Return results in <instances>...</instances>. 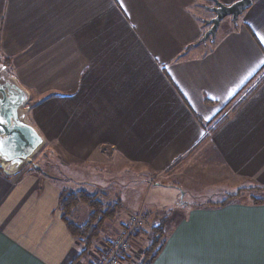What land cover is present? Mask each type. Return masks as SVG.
Wrapping results in <instances>:
<instances>
[{"label": "crops", "instance_id": "1", "mask_svg": "<svg viewBox=\"0 0 264 264\" xmlns=\"http://www.w3.org/2000/svg\"><path fill=\"white\" fill-rule=\"evenodd\" d=\"M204 5L0 0V58L9 57L36 102L29 116L46 143L49 133L59 140L47 168L88 167L90 188L120 198L123 218L147 216L146 194L156 188L176 196L188 188L178 173L201 181L203 199L264 190V45L254 35V28L264 34V0L199 42L209 16L195 6ZM252 81L260 85L230 112ZM219 113L226 120L209 134ZM171 172L175 182L147 180ZM53 175L0 172V264L89 262L60 216ZM235 198L223 206L181 202L185 209L164 226V246L150 264H264V202Z\"/></svg>", "mask_w": 264, "mask_h": 264}, {"label": "rangeland", "instance_id": "2", "mask_svg": "<svg viewBox=\"0 0 264 264\" xmlns=\"http://www.w3.org/2000/svg\"><path fill=\"white\" fill-rule=\"evenodd\" d=\"M203 2L205 3L204 6H202V7L201 6H199V7L195 6V9L197 11H199V13H201L204 16V18H207L209 16L207 19H210L211 17L214 16V13L209 9V7L214 6V1L213 0H203ZM207 5H209V6H207ZM230 21H232V18L230 16H227V17L222 19V21L220 22V25L217 29L219 34L221 33L222 29L230 23ZM207 27H209V25H207ZM210 41L211 40L209 39L205 44H202V46L203 45H209ZM263 72H261L259 75H257V77L262 75ZM259 85L260 84H257V81H252L248 85L249 87L248 86L246 87L247 90L245 89V91L240 93L239 96H241V98L233 105V109L234 108L236 109L237 106L242 102L241 101L242 98H244L247 95H249L250 93H252V91H253L252 89L258 87ZM31 103L34 104L36 102H32L30 100L29 104H31ZM233 109L232 110L227 109L226 112H229L230 110H231L230 112H232ZM210 129H211V126L208 127L209 134H211ZM40 133L44 136V134L41 131H40ZM47 140L49 142L48 143L45 142L44 147L33 158V164L34 165L30 164V165L26 166L18 174H20L26 170H28L30 173H32L33 171H48L50 169L54 174H56L53 176L56 179L57 184H59V185L61 184L60 185L61 189L66 188V189L73 191V192H76L79 189H86L89 192H93L94 190H92V188H90V183H89L90 179L88 178V174H89L88 167H86L87 171L85 173H82V171H84V167H76L75 168L74 165L68 164V166L70 167L69 168L70 170H66V172L68 174H66V173L64 174L62 171H60V169H63L64 167H62L61 163H59V162L58 163L56 162L53 165L51 164L52 166L50 165V168H47L46 159H48V157H50L49 156L50 152L51 153H53L55 151L58 152L57 150H55V148L59 147V140L57 138V133H49L47 135ZM48 147L50 150H48ZM61 157H62V153L60 152V158ZM210 160H211V163H213L214 159L210 158ZM63 164H65V163H63ZM73 168L75 170H78V172H80V173H77V172L75 173L74 171H71V170H73ZM203 170H205V168H203ZM206 170L208 171V168H206ZM178 175L180 178V182L181 183L184 182L185 184H187L189 186H188V188H184L183 190L182 189L179 190V192H177L178 193L177 196L175 194L176 191L173 188H164V187L156 188L157 190H153L149 194L148 193L146 194L147 202L152 203V204H151V208H150V213H148V215H147V224L144 228L145 234H143L136 241H134L133 246H132V250L133 251L136 250V252H137L136 258H134L132 260L133 262H131L129 264H138L139 261L142 259L143 249L146 247V245L149 243V241L151 239V236L149 234L150 226L152 224H155V223L156 224L157 223H163L164 226L169 225L168 223L169 222L171 223V221H172L171 219L178 217L179 212L183 211L185 209V207H183L181 202H189V204H191L192 202L207 203V201L214 202V200H221V199H212V198L210 199L209 197H204V199H203V196H205V195H203L204 192L200 190V185H199V183L201 182L200 180H199L200 182L189 181L187 176H183L180 173H178ZM167 176L169 177V179H167L166 176L161 177V176H154L153 175L152 177H149L150 179H147V180L149 181V183L158 182L159 184L170 183L171 180L175 182L174 172L167 174ZM47 177L51 178L50 176H47ZM146 178H148V177H146ZM62 184L64 185V187H62ZM147 185H148V183H147ZM147 185L145 183V186H144L145 190L147 188ZM182 191H183V193H182ZM95 192H97L96 189H95ZM97 193H102V192H97ZM257 193H259V194H254V195L253 194L249 195L247 193L241 194L237 197L235 196L236 198L235 197H233V198H235L237 200H241V201H249L250 200L251 202H255L254 201L255 199L260 198V199H262V202H264V190L257 191ZM101 197H102L101 198L102 201H104V202L111 200V198L107 197V196H101ZM112 199H115V198H112ZM118 199H120V198H118ZM154 200H155V203H154ZM209 203H211V202H209ZM77 206H78L77 210L75 211V214H73L74 216L71 218V220H76L78 223H85L86 219L89 215V209L90 208H89L86 201H79ZM122 216L123 215H116L114 220L106 221L105 222V229H103L100 236H107L109 233L111 234L112 230H114L115 228L118 227L119 222L123 218ZM165 238H166V236H165ZM100 240H105V239L98 238V239L94 240L93 247ZM93 247L90 250H92ZM85 256L89 259V262H87V263H90L93 258H91V256L89 255V252Z\"/></svg>", "mask_w": 264, "mask_h": 264}, {"label": "water", "instance_id": "3", "mask_svg": "<svg viewBox=\"0 0 264 264\" xmlns=\"http://www.w3.org/2000/svg\"><path fill=\"white\" fill-rule=\"evenodd\" d=\"M209 9L214 13L205 23L209 25L199 42L216 35L221 20L227 16L233 22L249 8L253 0H235L230 4L213 0ZM30 92L17 76L0 61V172L5 176L17 175L44 147L46 139L29 117Z\"/></svg>", "mask_w": 264, "mask_h": 264}, {"label": "trees", "instance_id": "4", "mask_svg": "<svg viewBox=\"0 0 264 264\" xmlns=\"http://www.w3.org/2000/svg\"><path fill=\"white\" fill-rule=\"evenodd\" d=\"M9 71L11 70V63L9 57L0 58ZM264 67V66H263ZM255 89V88H254ZM252 89V90H254ZM251 90V91H252ZM236 97V96H235ZM238 107V106H237ZM235 108L233 109V111ZM232 111V112H233ZM217 114L210 122L211 132H214L221 123L226 120V117ZM213 128V129H212ZM101 196H106L103 193L89 192L86 189H79L76 192L70 191L66 188L60 190L58 199V211L62 220L67 224L73 237L81 245L80 256H85L93 247L94 240L98 239L105 229V222L114 220L117 212L121 208V200L115 197L107 202L102 201ZM234 195H228L225 199L215 203V206H223L227 204L228 200ZM79 201H86L89 206V215L85 223H78L76 220H71L77 210ZM255 203L262 202V199H255ZM70 215V216H69ZM146 214L144 216L146 220ZM164 221V220H163ZM145 230L142 229L136 235L141 237ZM144 232V233H143ZM149 234L151 239L146 247L143 249L142 259L138 264H150L153 259L160 253L165 243L164 224L158 223L150 227Z\"/></svg>", "mask_w": 264, "mask_h": 264}, {"label": "built area", "instance_id": "5", "mask_svg": "<svg viewBox=\"0 0 264 264\" xmlns=\"http://www.w3.org/2000/svg\"><path fill=\"white\" fill-rule=\"evenodd\" d=\"M146 224L141 213L126 214L121 219L117 233L107 240H100L89 251L93 259L86 264H129L133 262L137 252L132 250V246L139 238L136 234L144 229Z\"/></svg>", "mask_w": 264, "mask_h": 264}, {"label": "snow or ice", "instance_id": "6", "mask_svg": "<svg viewBox=\"0 0 264 264\" xmlns=\"http://www.w3.org/2000/svg\"><path fill=\"white\" fill-rule=\"evenodd\" d=\"M118 2L120 3L121 7H123V0H118ZM254 35L257 37L258 42L264 45V34H262L261 31H259L258 29L254 28ZM259 65H264V57L259 58L258 66ZM0 123H3V121L0 120Z\"/></svg>", "mask_w": 264, "mask_h": 264}]
</instances>
